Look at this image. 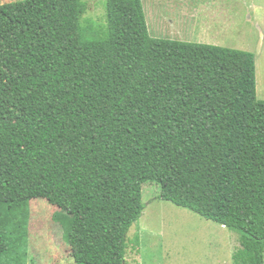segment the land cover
Listing matches in <instances>:
<instances>
[{
	"label": "trees",
	"instance_id": "obj_1",
	"mask_svg": "<svg viewBox=\"0 0 264 264\" xmlns=\"http://www.w3.org/2000/svg\"><path fill=\"white\" fill-rule=\"evenodd\" d=\"M88 7L0 0V264H20L36 198L73 216L77 262L126 264L146 182L233 231L234 264H264L256 54L154 37L143 0H106L89 36Z\"/></svg>",
	"mask_w": 264,
	"mask_h": 264
},
{
	"label": "rangeland",
	"instance_id": "obj_2",
	"mask_svg": "<svg viewBox=\"0 0 264 264\" xmlns=\"http://www.w3.org/2000/svg\"><path fill=\"white\" fill-rule=\"evenodd\" d=\"M1 1L9 3L17 0ZM86 1L89 7L82 26L90 30L87 32L90 36L106 26V0ZM144 1L148 18L149 15L154 18L158 8L165 10L167 4L175 3L177 6L180 2H193L161 0L158 6V0ZM196 1L207 5H212L214 1L227 5L231 3L230 0ZM237 5V30H228L231 40L229 38L226 45L256 54L257 97L264 100V0H238ZM182 16L179 18L182 19ZM178 29L189 33L193 31V26ZM157 30L160 28L154 24L152 31ZM152 36L163 37L157 32ZM142 191L145 209L128 233L126 264H234L232 256L239 241L233 231L187 208L160 199L161 186L157 182L144 183ZM72 229L73 216L67 210L43 198L33 199L28 225L25 229L13 231L15 240L11 257L20 264H84L72 256L69 243ZM137 239L138 248L135 246Z\"/></svg>",
	"mask_w": 264,
	"mask_h": 264
},
{
	"label": "crops",
	"instance_id": "obj_3",
	"mask_svg": "<svg viewBox=\"0 0 264 264\" xmlns=\"http://www.w3.org/2000/svg\"><path fill=\"white\" fill-rule=\"evenodd\" d=\"M183 1L187 2V0ZM191 1L193 2H180L177 6L175 3L169 2L170 4H167L168 7L165 6V10L161 11L159 8L157 9V15L154 18L149 15L150 19L147 17V22L151 33L153 32L152 26L154 24L160 28L159 31L153 32L152 35L157 32L163 36L161 38L227 46L226 42H228L229 38L231 40L228 30H237V17L239 14L237 9L238 0H230V5L225 3L220 4L217 1H214L212 5L200 3V1L196 0ZM161 2V0H158V6L161 5ZM143 3L145 6L146 3L144 0ZM181 14L183 15L182 19L179 18ZM191 25L193 26V31L189 33L186 30L178 29V27H188Z\"/></svg>",
	"mask_w": 264,
	"mask_h": 264
}]
</instances>
